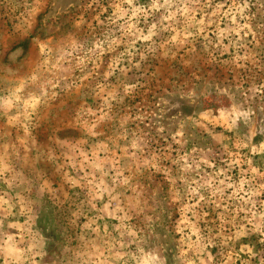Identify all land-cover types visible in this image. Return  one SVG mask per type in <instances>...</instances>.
<instances>
[{"label": "rangeland", "instance_id": "obj_1", "mask_svg": "<svg viewBox=\"0 0 264 264\" xmlns=\"http://www.w3.org/2000/svg\"><path fill=\"white\" fill-rule=\"evenodd\" d=\"M0 264H264V0H0Z\"/></svg>", "mask_w": 264, "mask_h": 264}]
</instances>
